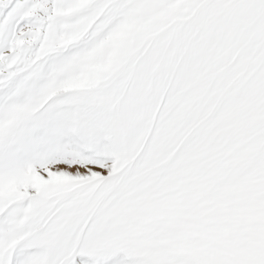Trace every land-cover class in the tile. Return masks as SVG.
<instances>
[{
  "label": "snow or ice",
  "instance_id": "6c2138e0",
  "mask_svg": "<svg viewBox=\"0 0 264 264\" xmlns=\"http://www.w3.org/2000/svg\"><path fill=\"white\" fill-rule=\"evenodd\" d=\"M0 264H264V0H0Z\"/></svg>",
  "mask_w": 264,
  "mask_h": 264
}]
</instances>
